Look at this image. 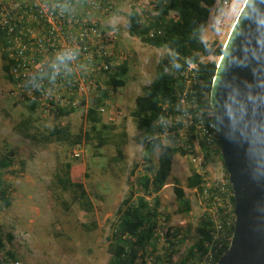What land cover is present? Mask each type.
I'll use <instances>...</instances> for the list:
<instances>
[{"label": "rangeland", "instance_id": "rangeland-1", "mask_svg": "<svg viewBox=\"0 0 264 264\" xmlns=\"http://www.w3.org/2000/svg\"><path fill=\"white\" fill-rule=\"evenodd\" d=\"M223 1L228 4L222 16H218ZM244 1L216 0L201 39L223 47ZM132 8L146 19L154 13L152 0H116L111 12L99 13V30L108 38L107 46L115 63L127 62L124 86L110 94L101 111L102 121L112 125L114 133H119L122 128L127 133V141L122 146L123 160L118 163L111 160L115 155L112 146L94 149L93 144L72 147L66 143L43 144L40 136L47 134L56 123L67 126L72 134L78 133L85 123L86 108L54 120L53 114L46 116L39 109L30 112L27 103H15L9 95L10 82L2 68L0 44V164L5 158L10 161L6 168L0 167V180L8 189L10 201V206H6L0 199V237L5 240V250L13 253L22 264H107V238L116 223V212L122 200L131 192L134 197L143 195L137 183L145 173L143 150L138 143L142 133L132 122L130 112L135 98L144 94V89L155 78L159 61L168 59L169 52L148 47L128 34L126 22ZM214 60L217 58H200L201 62ZM208 114L212 115V112ZM27 119L30 130L37 134L35 142L22 137L14 129ZM162 143L174 144L170 139H164ZM198 147L195 142L194 148ZM76 148L78 157L73 155ZM160 155V149L152 155L154 168ZM66 164L70 165L71 181L84 185L92 203L90 212L84 211L79 201L74 202L69 191L62 192L59 188L54 175ZM135 164L137 168L132 172ZM195 169L189 156H173L170 176L158 193L160 216L155 233L161 236L167 229H173L181 240L174 247L170 261L163 255L165 240L161 237L156 249H149L144 263L138 264H178L196 242L199 220L210 211L204 196L196 189L186 187L187 177ZM206 174L205 187L222 176L227 183L228 175L219 157L209 162ZM175 186L183 188L190 201L191 210L186 214L179 213L173 191ZM146 198L150 200L149 196ZM64 202L69 204L68 209L64 208ZM87 227L91 229L87 230ZM9 234L12 237L10 244L6 241ZM2 256L4 253L0 254Z\"/></svg>", "mask_w": 264, "mask_h": 264}, {"label": "trees", "instance_id": "trees-1", "mask_svg": "<svg viewBox=\"0 0 264 264\" xmlns=\"http://www.w3.org/2000/svg\"><path fill=\"white\" fill-rule=\"evenodd\" d=\"M216 4V0H152L153 15L146 19L136 9L132 8L128 14L126 27L130 36L138 38L144 45L155 48L165 49L169 53L168 59L163 58L159 61L155 78L151 84L144 89V94L139 95L134 100L133 108L130 112V118L134 125L141 131L139 144L142 146V161L145 164L144 174L137 179L139 189L143 195H137L131 192L124 198L117 210V220L111 229L110 236L107 238V252L109 260L107 264H138L144 263L148 250H155L158 240L164 238L163 255L170 261L174 247L178 246L181 240L178 238V232L173 229H167L163 235L155 233L157 221L160 216V200L158 193L166 185L172 169V158L175 155L187 156L189 150L193 149V139L175 137L170 139L173 145H163L160 133L166 129L178 130L183 127L181 121H175L172 128H168L166 121L177 117L179 107L177 105L178 90L183 85L180 78L176 79L169 70L180 69L187 62L197 64L195 86L197 94L203 99L198 106L206 108L207 112L215 111L209 105V93L212 80L216 71L217 61L222 54V46H216L215 43L208 44L201 39V33L206 28L210 13ZM170 15H172L170 17ZM152 35V36H151ZM0 44L2 45V33L0 31ZM217 58V61L201 62L200 58ZM2 68L8 77L9 63L7 54L2 52ZM173 64V65H172ZM127 72V62H122L116 66L114 73L108 76L105 82L107 89L99 91L97 96L85 107L60 109L53 112L54 120H61L76 109L85 107L83 115L84 126L78 133L72 134L67 126L56 123L47 134L40 136L44 145L52 143H66L67 146H79L82 144L92 145L94 149L112 146L115 155L112 162L118 163L123 159L122 146L127 141V133L122 128L119 133L113 132V126L102 121L101 109L107 104L110 94L116 92V89L124 86L123 76ZM19 103V102H15ZM27 103L30 112L37 109L35 102L22 101ZM190 111V110H189ZM29 120L20 122L15 126V130L22 137L35 142L37 134L32 132L29 127ZM206 125L212 124L211 117H206ZM189 133L193 132L190 128ZM116 138V139H114ZM181 140L178 143V139ZM218 145V144H217ZM200 149L205 155L204 168L213 157V152L209 153L206 147L199 142ZM156 149H160L161 155L156 168L153 167L152 155ZM220 161L219 149L216 150ZM10 161L2 159L0 167L6 168ZM222 166L226 172L225 166ZM137 168L134 165L132 172ZM70 165L66 164L60 172L54 175L56 182L62 192L69 191L72 200L79 201L82 209L90 212L92 203L89 199L84 185L82 183L72 182L69 176ZM227 173V172H226ZM227 177V175H226ZM231 193L230 201L234 208V198L232 196L231 186L227 185ZM186 187L190 190L196 189L204 196L205 174L198 172L191 173L186 180ZM8 189L0 180V199L6 205L10 206L8 199ZM176 200L179 205V213L186 214L191 210L189 199L186 197L183 188L175 186L173 189ZM211 197L205 200L216 205V213L222 225L223 233L219 239L214 240L212 231L213 223L210 213H205L199 220L197 226V240L188 249L186 256L178 264H203L207 255L213 258V264L219 260L222 254L227 250L233 233L234 213L232 219L227 222V214H224V208L220 207L219 201H214V197H222L215 188L208 190ZM150 197V200L146 198ZM221 201V199H220ZM65 209L69 204L64 202ZM94 225V223H93ZM91 228L87 227V230ZM11 235L7 236V243L10 244ZM4 253L2 260L4 264L17 260L13 253L5 250V240L0 237V254Z\"/></svg>", "mask_w": 264, "mask_h": 264}, {"label": "built area", "instance_id": "built-area-1", "mask_svg": "<svg viewBox=\"0 0 264 264\" xmlns=\"http://www.w3.org/2000/svg\"><path fill=\"white\" fill-rule=\"evenodd\" d=\"M115 2L0 0L1 48L8 57L9 95L14 102H35L37 109L50 116L57 108H77L82 107V104L86 107L99 91H105L108 76L114 73L119 64L115 63V57L107 46L108 38L100 33L99 13L111 12ZM227 4V1L222 2L218 16H222ZM197 70V64L193 62H187L180 69L169 70L176 79L182 80L183 85L178 90L179 114L166 123L168 128H172L175 126L174 120L181 121L183 127L178 130L166 129L159 135L163 141L190 137L193 145L196 142L199 146L201 142L209 153L213 152V160L218 158V131L212 124L207 126L205 121L206 117L212 118L214 114H208L206 108L197 104L203 100L195 88L198 84ZM190 128L193 129L192 133H189ZM181 140L178 139V143ZM73 155L79 156L77 148L73 150ZM187 156L196 168L195 172L205 174L206 178L205 155L200 146L198 149L193 146ZM222 177L205 187L204 195L205 199L211 197L208 190L215 188L220 192L222 197L215 196L214 201L220 202L219 206L224 208L229 222L234 208L227 188L228 180L226 183ZM205 202L213 223V239L217 240L223 229L216 205L212 200ZM7 264L22 263L15 260ZM203 264H213L210 254L205 257Z\"/></svg>", "mask_w": 264, "mask_h": 264}, {"label": "water", "instance_id": "water-1", "mask_svg": "<svg viewBox=\"0 0 264 264\" xmlns=\"http://www.w3.org/2000/svg\"><path fill=\"white\" fill-rule=\"evenodd\" d=\"M209 105L234 198L230 244L216 264H264V0H245L237 14Z\"/></svg>", "mask_w": 264, "mask_h": 264}, {"label": "bare ground", "instance_id": "bare-ground-1", "mask_svg": "<svg viewBox=\"0 0 264 264\" xmlns=\"http://www.w3.org/2000/svg\"><path fill=\"white\" fill-rule=\"evenodd\" d=\"M235 21V20H234ZM234 21H233V23H234ZM233 25V24H232ZM232 25H231V27H232ZM229 32H230V29H229ZM229 34V33H228ZM227 37H228V35H227ZM227 39V38H226ZM226 39H225V41H226ZM225 43V42H224Z\"/></svg>", "mask_w": 264, "mask_h": 264}, {"label": "crops", "instance_id": "crops-1", "mask_svg": "<svg viewBox=\"0 0 264 264\" xmlns=\"http://www.w3.org/2000/svg\"><path fill=\"white\" fill-rule=\"evenodd\" d=\"M217 156V155H216Z\"/></svg>", "mask_w": 264, "mask_h": 264}]
</instances>
